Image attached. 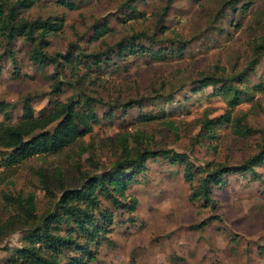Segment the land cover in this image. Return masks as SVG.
Here are the masks:
<instances>
[{"label":"rangeland","instance_id":"374dc122","mask_svg":"<svg viewBox=\"0 0 264 264\" xmlns=\"http://www.w3.org/2000/svg\"><path fill=\"white\" fill-rule=\"evenodd\" d=\"M32 1L19 15L62 19L61 29L46 36L47 54L66 49L74 53L78 48L83 53L104 51L108 56L98 74H84L81 66L70 70L56 57L61 85L53 93L49 75L54 63L38 66L29 60L30 45L20 37L7 47L0 37V120L14 122L26 94L36 114L49 110L55 100L74 102L82 92L99 99L91 133L56 154L5 166L11 150L0 148V224L16 211L15 203L4 199L6 195L32 193L38 216L54 209L60 212L62 192L111 170L119 158L115 138L137 131L146 139L137 145L129 138L132 153L140 147L180 153L192 179L184 181L182 162L170 164L169 159L156 156L145 161L126 190L135 199L133 212L115 207L99 191L98 207L110 211L111 221L97 234V246L89 241L93 257L83 262L264 264V159L252 164L251 170L222 173L210 185L212 208L201 197L190 199L191 188L206 172L217 165L241 166L264 144V0H72L75 8L71 10L55 0ZM102 22L108 24V32L91 40L93 25ZM120 40L147 49L140 55L124 52L115 57L111 54L116 48L108 49ZM203 77L217 83L192 93L195 81ZM221 83L240 91V103L231 115L244 113L245 122L254 129L250 135L237 137L228 124L214 126L212 138L200 131L203 114L212 118L226 109L221 96H210L212 87ZM128 102L133 106L125 107ZM108 110L113 116L105 118ZM162 112L164 119L138 121L139 115ZM163 120L172 121L175 132L167 130ZM9 167L12 172L6 170ZM38 171L45 176L47 189ZM93 215L102 226L96 211ZM194 224L200 228H191ZM33 225V221L16 223L0 235V264H6L13 249L24 244L23 237ZM58 225L65 227L62 222ZM72 235L83 242L77 230ZM76 254L73 246L61 248L58 259L68 264Z\"/></svg>","mask_w":264,"mask_h":264},{"label":"trees","instance_id":"16d2710c","mask_svg":"<svg viewBox=\"0 0 264 264\" xmlns=\"http://www.w3.org/2000/svg\"><path fill=\"white\" fill-rule=\"evenodd\" d=\"M32 2V0H0V37L6 42V44L4 43L5 47L20 37L30 45L28 50L29 60L38 66L54 63V70L49 75L52 79L50 88L53 93H57L61 85V82L57 80V75L60 73L57 67L60 64L55 63L56 57H60L70 70L81 66L85 69L84 74H89V72L98 74L100 64L104 63V59L107 58L105 56H108L104 51L83 53L77 48L74 53L68 49L53 56L46 53L44 50L47 45L46 36L61 29L62 19H27L19 15V12L29 8ZM55 2L69 10L75 8L72 0H55ZM129 7L134 12V8ZM131 18L127 17V20ZM108 30L106 22L95 24L92 27L90 39L97 40ZM114 48H116V51L111 55H115V57L123 56L124 52L140 55L147 49L141 45L133 44L131 41L123 42L122 40L116 42L108 50ZM151 54L155 55L156 53ZM10 57L15 67L13 57L11 55ZM255 61L256 58L249 63L253 64ZM13 73L15 74V71ZM195 83L197 85L191 89L192 93L217 82L209 77H203L196 80ZM238 92H240L238 89L226 86L223 83L219 84L218 87H212L210 96H221L226 109L216 117L208 118L207 115L203 114L199 119L200 131H203L207 138H212L213 127L221 124H228L231 132L237 137H246L254 131L245 122L244 113L231 115L232 109L240 103ZM96 102H99V99L96 101L93 97L82 92L81 98H77L74 102L70 98L65 101L55 100L49 110L36 114L31 106L29 94L22 96L19 117L14 122L0 120V148L11 150L4 165L13 166L30 157L56 154L91 133V121L96 118L94 112ZM134 102L138 106L141 105L136 101ZM124 106L128 108L132 107L133 104L128 102ZM104 116L105 118L112 117L113 111L108 110ZM158 118H163V112L157 116L153 114L139 115L138 121L146 122ZM162 124L167 130H173L174 132L177 128L170 120H163ZM174 135L176 134L174 133ZM129 138L137 145H140L142 140L146 139L142 133L137 131L119 134L115 138L119 158L114 161L111 170L102 172L95 178H85L78 188L62 192L58 199L60 212L54 209L46 214L36 215L32 193L18 194L15 197L6 195L4 197L5 200L15 203L16 211L2 221L0 235L12 229L16 223L28 224L33 221L34 224L33 227L28 228V232L24 235V244L13 249L6 260V264H61L58 259L60 249L69 248L70 246H73L74 252L78 254H76V257H69L68 264H85L83 260L90 261L93 255L88 246L89 241L92 240L94 247L97 246L99 243L97 234L99 231H104L105 226H109L111 221L110 211L99 209L97 193L99 191L104 193L115 207H122L127 212H133L135 199L128 196L126 190L136 174L142 172L145 161L149 157H152V159H156L158 156L164 159L167 158L170 164L177 161L182 162L184 165L183 179L190 183L192 174L189 165L183 159V155L167 149L150 151L145 147H140L135 153H132L128 146ZM263 159L264 144L262 143L258 152L246 159L241 166L225 167L217 165L206 172L197 187H190V199L201 197L212 208L214 203L210 200V185L217 183L222 173L243 169L251 170L249 168L252 164H257ZM6 170L12 172L11 167ZM37 175L43 188L47 189L46 178L43 173L38 171ZM121 200L127 202L121 203ZM93 211L97 212L102 226L100 223H96ZM61 222L65 224V227H59L58 224ZM69 223L73 224L74 227H71ZM191 228L199 229L200 225L194 224ZM75 230L82 234V243H78L76 237L72 235Z\"/></svg>","mask_w":264,"mask_h":264},{"label":"crops","instance_id":"0c3cea01","mask_svg":"<svg viewBox=\"0 0 264 264\" xmlns=\"http://www.w3.org/2000/svg\"><path fill=\"white\" fill-rule=\"evenodd\" d=\"M201 91V90H200ZM200 91H198V92H200ZM197 93V92H196Z\"/></svg>","mask_w":264,"mask_h":264}]
</instances>
